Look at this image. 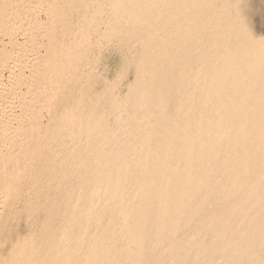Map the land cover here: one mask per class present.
Listing matches in <instances>:
<instances>
[{"label": "bare ground", "instance_id": "1", "mask_svg": "<svg viewBox=\"0 0 264 264\" xmlns=\"http://www.w3.org/2000/svg\"><path fill=\"white\" fill-rule=\"evenodd\" d=\"M16 1L0 0L1 21L37 7ZM77 2L79 39L64 55L57 0H41L46 18L21 34L45 51L0 77V198L38 152L53 173L56 211L41 228L54 230L37 264H264V0ZM108 40L127 52L113 78ZM22 44L0 45V64ZM60 87L73 100L57 122L45 113Z\"/></svg>", "mask_w": 264, "mask_h": 264}, {"label": "rangeland", "instance_id": "2", "mask_svg": "<svg viewBox=\"0 0 264 264\" xmlns=\"http://www.w3.org/2000/svg\"><path fill=\"white\" fill-rule=\"evenodd\" d=\"M16 2V8H18V6L22 4V2L25 3L24 5L31 4L30 6L35 4V6H37L38 8L36 7L33 10L34 6H32L33 8L31 7L32 9L30 10V12H27V10H25L26 12L16 17L15 21L13 19L3 22L0 19V45H2L4 42H8L11 38H14L16 36L18 40H21V42H23L22 45L25 46L23 50L22 48L19 49V47L12 50L11 54H8V56L5 57V62L0 64V77L3 74H8V69L13 66V64H11L12 62L16 61L17 64V62L19 61L20 63H22L25 57L31 59L30 56H36L37 50H39L40 52L45 51V46H39L40 48L38 47L39 43L42 40L40 39L41 37L33 38L32 40H26L21 34L23 31H27L26 29H24V26H26L28 20L34 21V19H36L38 16L42 19L46 18V10L43 11L44 9L42 8V5H39L41 3V0H17ZM72 2L73 6H69L67 0H57L56 4V10L57 12L62 13V16L57 17V19L55 20L56 28L54 32L53 45L60 48V56L64 55V53L66 52L68 43L71 44L72 41L75 42L79 39L76 36V33L79 30L78 24L81 20L79 19V14L77 13L78 2L77 0H73ZM21 7L22 6L20 5L19 8ZM67 13H69L70 15L67 16ZM96 36L97 35H95L92 39L95 42ZM35 41L38 45L34 43ZM106 42L107 43L105 44V46L101 48L94 46L91 49L87 48L86 46L84 49L86 50V52L88 51V49H90L88 51L89 55H93L94 51L97 52L100 48V59L102 66L107 63L104 66L106 75L108 76V78H113L118 73V70L120 71L124 67L126 60L125 54L127 52L113 41L110 42L108 40ZM24 52L26 54H24ZM29 53L31 55H28ZM16 54H18V59L16 58ZM105 61L107 62L105 63ZM132 71L133 69L130 68V72L127 73L124 79H122L121 83H125L128 80L132 81L134 79V74ZM77 73L81 74V72ZM77 77L78 76H76V79L73 80L70 84L76 87H81V81L77 79ZM4 81H6V79H4ZM40 84L42 90H44V93L50 88L48 81L42 82ZM98 87H101V84H99ZM122 88H125V84L122 85ZM21 89L25 90L26 86L22 84L14 88V94L16 93V97L21 95ZM2 90L3 89L1 88L0 99H2L3 97L2 93L4 91L2 92ZM69 93L70 89H64L60 87L56 97L53 100V110H48L45 115H51L54 120L58 122L60 120L59 117L63 112V106L66 104V102L73 100L71 97H69ZM17 104L21 106L20 103H16V105ZM20 110V107L16 106V112H20ZM43 111L45 110L43 109ZM15 125L17 124L15 123ZM45 132L47 133L48 131ZM6 140V129L3 128V126H0V147H2L4 150L8 149ZM48 158L49 157L46 156L44 152L36 153L34 158L30 160L29 168L24 169L19 174L21 178V184L16 186V189L9 195V197L5 199L0 198V243L4 245H2V249L0 248V264H19L26 258L33 260L34 263L37 264L34 257L36 256L40 248L43 247V245H41V240L43 238H49L54 230L50 227L49 230L45 232L43 231V227L41 228L44 222H49L51 214H53L52 212L56 211V209L52 208L49 202L46 201L47 197L54 195V192L49 191L50 184H52L53 180V173L48 168ZM22 179H24V181H22ZM40 228L41 230H39ZM34 230H38L36 232V237L32 239L30 243L25 245L23 244V246L16 248V241L21 240L24 237L33 235Z\"/></svg>", "mask_w": 264, "mask_h": 264}]
</instances>
